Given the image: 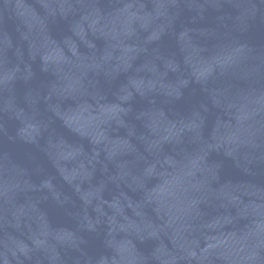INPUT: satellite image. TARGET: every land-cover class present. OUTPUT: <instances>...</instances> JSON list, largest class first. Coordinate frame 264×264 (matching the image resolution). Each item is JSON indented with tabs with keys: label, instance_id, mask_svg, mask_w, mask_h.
<instances>
[{
	"label": "water",
	"instance_id": "obj_1",
	"mask_svg": "<svg viewBox=\"0 0 264 264\" xmlns=\"http://www.w3.org/2000/svg\"><path fill=\"white\" fill-rule=\"evenodd\" d=\"M262 229L264 0H0V264Z\"/></svg>",
	"mask_w": 264,
	"mask_h": 264
}]
</instances>
